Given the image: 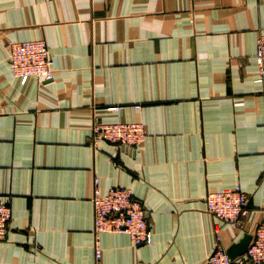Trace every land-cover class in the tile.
I'll return each mask as SVG.
<instances>
[{
  "label": "crops",
  "instance_id": "0c3cea01",
  "mask_svg": "<svg viewBox=\"0 0 264 264\" xmlns=\"http://www.w3.org/2000/svg\"><path fill=\"white\" fill-rule=\"evenodd\" d=\"M264 0H0V199L12 209L2 264H207L264 218ZM44 40L52 81L10 70L9 41ZM122 110L111 112L107 107ZM139 106V108H137ZM141 122L139 147L90 143L92 122ZM132 190L153 243L94 249L95 184ZM248 195L243 227L208 193Z\"/></svg>",
  "mask_w": 264,
  "mask_h": 264
},
{
  "label": "built area",
  "instance_id": "2783aa9c",
  "mask_svg": "<svg viewBox=\"0 0 264 264\" xmlns=\"http://www.w3.org/2000/svg\"><path fill=\"white\" fill-rule=\"evenodd\" d=\"M8 46V63L16 78L22 81L34 79L40 83L54 79L55 61L46 41H9ZM255 60L259 67V80H264V33L257 39ZM106 110L116 112L122 108L111 106ZM91 132L90 143L94 147L104 141L131 149L141 146L148 135L145 125L141 122L130 123L118 120L105 123L98 117L93 119ZM248 200L247 193L239 185L208 193L206 209L216 219L217 234L220 232L222 223H230L238 227H243L247 223L250 217L247 209ZM91 202L94 213V249L98 261L102 257L101 237L104 234L126 235L137 246L153 243L146 209L134 198L131 189L113 187L106 194H102L96 182ZM11 220L10 204L0 199V240L6 237ZM0 264H2L1 253ZM207 264H264V218L243 256L232 259L220 237L217 236V243Z\"/></svg>",
  "mask_w": 264,
  "mask_h": 264
},
{
  "label": "water",
  "instance_id": "95a60500",
  "mask_svg": "<svg viewBox=\"0 0 264 264\" xmlns=\"http://www.w3.org/2000/svg\"><path fill=\"white\" fill-rule=\"evenodd\" d=\"M252 240H253L252 234L250 233L243 234V236L238 240V242L228 247L227 249L228 255L232 259L243 256L247 252Z\"/></svg>",
  "mask_w": 264,
  "mask_h": 264
}]
</instances>
